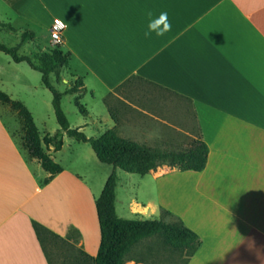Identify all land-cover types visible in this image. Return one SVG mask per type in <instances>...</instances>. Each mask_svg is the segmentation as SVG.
<instances>
[{
    "label": "crops",
    "instance_id": "obj_1",
    "mask_svg": "<svg viewBox=\"0 0 264 264\" xmlns=\"http://www.w3.org/2000/svg\"><path fill=\"white\" fill-rule=\"evenodd\" d=\"M149 11H167L171 31L145 37ZM59 15L69 23L61 49L70 58L61 79L52 77L65 84L58 86L62 91L79 76L85 81L83 92L74 93L82 118L72 126L90 135L116 128L161 147L183 114L194 113L201 129L195 139L210 147L203 170L167 163L146 174L118 168L119 215L164 218L166 210L180 217L202 238L185 264H264V0H0V19L18 37L26 29L36 36L37 28L50 30ZM6 28L0 40L11 38ZM22 34L6 44H22L19 53L28 54ZM133 76L191 104L158 98L139 107L146 117L137 106L113 110L116 122L108 97ZM0 91L6 95L0 96V264H52L34 220L69 240L78 231L82 249L97 255V203L114 165L102 161L91 142L65 134L60 149L43 141L63 166L46 182L49 172L31 151L24 112L30 110L43 139L61 127L43 72L0 49ZM131 178L134 188L123 201L119 189ZM76 182L91 199L86 221L61 211Z\"/></svg>",
    "mask_w": 264,
    "mask_h": 264
},
{
    "label": "trees",
    "instance_id": "obj_2",
    "mask_svg": "<svg viewBox=\"0 0 264 264\" xmlns=\"http://www.w3.org/2000/svg\"><path fill=\"white\" fill-rule=\"evenodd\" d=\"M12 28L10 23L0 19V29ZM36 36V32L26 29L23 40ZM57 44V43H56ZM61 44L44 52L39 62L29 54H20L22 44L7 45L0 40V49L12 54L17 61L27 60L31 65L43 72V79L54 94V106L61 127L46 134L44 139L38 132V127L28 108H24L29 126V144L31 151L43 163L49 172L46 182L63 170L50 152L44 150L43 141L50 147L60 149L64 144L65 134L71 137L89 141L94 146L98 156L104 162L114 165L103 193L97 203L98 216L101 226L102 238L97 255H91L84 251L92 264H126L128 255L134 247L143 239L155 235H161L165 243L180 249H189L193 254L202 244V238L193 228L188 226L180 217L176 221H168L164 218H124L118 213L116 199L119 180L118 168L130 172L146 174L159 165L170 164L179 169L203 170L209 159V144L201 137L195 139L191 147L177 149L171 147L151 146L145 142L121 136L116 128H109L98 135H90L79 126H72L69 117L63 107L62 97L64 93H82L85 89V81L82 76L76 78L72 86L62 91L58 88L52 74L60 79L63 68L68 65L70 54L61 49ZM1 97L6 95L0 91ZM84 115L89 116L86 106L78 102ZM116 122L118 117L112 110ZM173 214L170 211H167ZM34 226L43 241V232H52L41 222L34 220Z\"/></svg>",
    "mask_w": 264,
    "mask_h": 264
},
{
    "label": "rangeland",
    "instance_id": "obj_3",
    "mask_svg": "<svg viewBox=\"0 0 264 264\" xmlns=\"http://www.w3.org/2000/svg\"><path fill=\"white\" fill-rule=\"evenodd\" d=\"M6 29L11 35V38H7L6 40L5 38L2 39L5 43L9 41L15 43L19 41L18 39L22 34L21 32L18 37L17 34L14 33V29ZM35 30L39 31L37 36L25 40L27 41V43H25L27 45L24 47V50L26 49V52H28L36 62H39L41 55L56 47L57 44L52 39L50 30L45 28H37ZM2 36H5V34L3 33ZM21 49L23 51V47ZM55 75L56 74L53 76ZM54 82L56 83L57 81ZM57 86L62 89L65 84L60 82ZM154 86L155 85L138 76H133L124 82L122 86L117 87L116 90L109 95L107 102L112 110L115 111L120 109L121 112L126 108L130 110V108L137 106V109L142 111V113L137 114L142 117L149 116V114H143V109H140L139 107L146 108L158 98L163 100L162 103H165V101L168 102L169 99L172 104H191L186 98L176 95L174 96L173 94L167 95L164 93V90L163 92L161 91L160 87ZM74 95V93H65L62 100L63 107L70 122L77 121L78 116L82 118L78 112L77 105L75 104ZM183 117L185 119H182L176 124L175 128L170 130L173 138L166 140L167 145L164 144L163 146L162 143L161 147L186 149L191 147L196 136L201 135V129L195 119L194 113L183 114ZM121 136L126 137L125 135ZM138 140L141 141L140 136L138 137ZM142 142L149 143L148 141ZM134 183L133 178L129 180L125 179L122 182L119 189L121 200L124 201L125 196H127L130 190L134 188ZM150 185L149 182V187ZM163 216L168 221H176L179 219L178 216L171 214L166 210L163 211ZM77 234H79L78 231L72 230L71 236L75 235V239L69 240L68 238L59 236L55 233L47 231L43 232V242L52 264H92L91 261L88 260L80 243L77 242L79 241ZM190 253L189 249L173 247L165 243L164 238L161 235H155L143 239L134 247L133 251L128 255L127 264H185ZM132 260L136 262H132Z\"/></svg>",
    "mask_w": 264,
    "mask_h": 264
},
{
    "label": "bare ground",
    "instance_id": "obj_4",
    "mask_svg": "<svg viewBox=\"0 0 264 264\" xmlns=\"http://www.w3.org/2000/svg\"><path fill=\"white\" fill-rule=\"evenodd\" d=\"M88 191L81 183H74L73 189L64 194L63 217H76L86 221L90 217L91 199L86 197ZM62 201V199H61Z\"/></svg>",
    "mask_w": 264,
    "mask_h": 264
},
{
    "label": "clouds",
    "instance_id": "obj_5",
    "mask_svg": "<svg viewBox=\"0 0 264 264\" xmlns=\"http://www.w3.org/2000/svg\"><path fill=\"white\" fill-rule=\"evenodd\" d=\"M149 17L147 24V31L144 33L145 37H151L153 33L156 36L162 37L172 29V23L168 18L167 11L161 12L158 16H154L151 11L147 13Z\"/></svg>",
    "mask_w": 264,
    "mask_h": 264
},
{
    "label": "built area",
    "instance_id": "obj_6",
    "mask_svg": "<svg viewBox=\"0 0 264 264\" xmlns=\"http://www.w3.org/2000/svg\"><path fill=\"white\" fill-rule=\"evenodd\" d=\"M50 31L55 43H64L69 33V23L67 19L61 15L56 16L51 23Z\"/></svg>",
    "mask_w": 264,
    "mask_h": 264
}]
</instances>
